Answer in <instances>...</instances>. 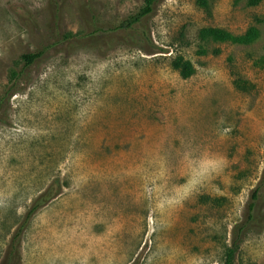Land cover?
<instances>
[{
    "label": "rangeland",
    "instance_id": "rangeland-1",
    "mask_svg": "<svg viewBox=\"0 0 264 264\" xmlns=\"http://www.w3.org/2000/svg\"><path fill=\"white\" fill-rule=\"evenodd\" d=\"M51 1L0 0V264L23 223L14 264H223L264 170V0H160L96 37L144 0ZM260 206L234 264H264Z\"/></svg>",
    "mask_w": 264,
    "mask_h": 264
},
{
    "label": "trees",
    "instance_id": "trees-1",
    "mask_svg": "<svg viewBox=\"0 0 264 264\" xmlns=\"http://www.w3.org/2000/svg\"><path fill=\"white\" fill-rule=\"evenodd\" d=\"M160 0H144L142 6L134 13H131L124 17L122 21L114 26V27H108V28H101L99 27L94 28L93 30L86 31V36H102V32H114L115 35L117 34H132L139 25L146 19H148L155 11L156 5L158 4ZM261 0H250L251 4H257ZM65 0H52L51 3L53 5L54 10H60L64 4ZM198 4L209 14L212 13V5L210 0H197ZM56 12V11H55ZM54 12V13H55ZM89 18V17H88ZM91 21V19L89 18ZM70 35H65V40H70ZM209 36H212L214 39L217 40H233V41H243L248 42L250 40H253L257 37V31L253 28H251L244 36H236L232 33H229L227 30L218 28V27H205L201 30V38L202 39H208ZM83 38V37H82ZM58 42H61V39L58 37ZM43 54V51H36L32 53H27L23 55V60L25 66H29L33 64L35 61H37ZM173 66L180 71V73L188 77L193 74L194 67L193 64L185 60L183 56H178L173 60ZM235 85L238 89L242 91H248L251 88H253V83H251L249 80L244 79L242 77H238L234 80ZM57 183L51 184L41 195L37 197V199L34 201L33 205L29 209L25 219L26 222H28L33 215L36 213V211L44 206L49 200L54 198L60 191L59 189L53 190L54 186ZM260 202H264V170L262 173V176L257 183L256 187L252 191L251 198L248 205L247 213L244 217V220L239 224L236 225L234 231H235V237L233 240L235 247H230L226 254L223 261V264H234V257L237 250L236 245L239 244V242L242 240V235H244L250 228L254 227L256 224L261 223L262 220V213H261V206ZM25 228V223L21 224L17 229L15 230L11 243L10 248L8 251V255L5 260V264H14L15 257L17 258L19 255V245L21 243L22 234Z\"/></svg>",
    "mask_w": 264,
    "mask_h": 264
}]
</instances>
